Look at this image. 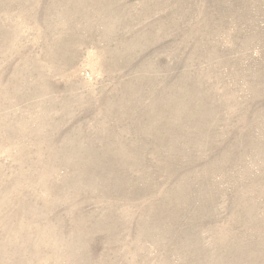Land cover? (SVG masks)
I'll use <instances>...</instances> for the list:
<instances>
[{"label":"rangeland","instance_id":"rangeland-1","mask_svg":"<svg viewBox=\"0 0 264 264\" xmlns=\"http://www.w3.org/2000/svg\"><path fill=\"white\" fill-rule=\"evenodd\" d=\"M0 264H264V0H0Z\"/></svg>","mask_w":264,"mask_h":264}]
</instances>
